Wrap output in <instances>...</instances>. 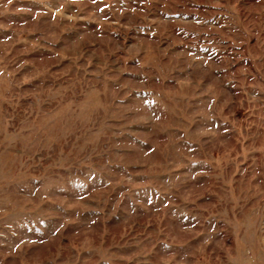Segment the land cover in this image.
Listing matches in <instances>:
<instances>
[{"label":"rangeland","instance_id":"obj_1","mask_svg":"<svg viewBox=\"0 0 264 264\" xmlns=\"http://www.w3.org/2000/svg\"><path fill=\"white\" fill-rule=\"evenodd\" d=\"M0 264H264V0H0Z\"/></svg>","mask_w":264,"mask_h":264}]
</instances>
